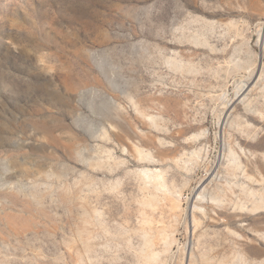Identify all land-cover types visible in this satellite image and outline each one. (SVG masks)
<instances>
[{"label":"rangeland","instance_id":"rangeland-1","mask_svg":"<svg viewBox=\"0 0 264 264\" xmlns=\"http://www.w3.org/2000/svg\"><path fill=\"white\" fill-rule=\"evenodd\" d=\"M0 264H264V0H0Z\"/></svg>","mask_w":264,"mask_h":264}]
</instances>
